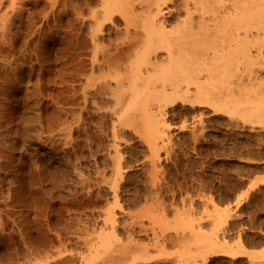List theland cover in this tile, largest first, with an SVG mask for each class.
I'll list each match as a JSON object with an SVG mask.
<instances>
[{
    "label": "rangeland",
    "instance_id": "374dc122",
    "mask_svg": "<svg viewBox=\"0 0 264 264\" xmlns=\"http://www.w3.org/2000/svg\"><path fill=\"white\" fill-rule=\"evenodd\" d=\"M181 1L169 7H181ZM92 2L4 0L0 7V264H68L65 255L69 264H89L84 257L102 251V238L95 235L111 211L120 237L107 236L109 246L98 257H118V248L129 243L126 236L133 230L135 241L149 248L137 250L139 260L133 264H264V48L258 51L249 44L227 52L217 47L216 54L223 53L227 63L220 67L224 61L219 54L217 70L212 66L215 60L206 67L221 74L196 77V85L207 87H201L204 96L149 97L150 92L144 94L148 97L138 96L142 100L134 96L140 102H132V95L116 94L117 80L100 78L97 83L100 71L90 67L97 42L107 49L103 55L116 58V48H126L123 40L135 36L134 29L126 31L115 9L119 13L114 10L111 22L95 33L99 28L91 12L97 6ZM247 4L244 15L264 14V0ZM137 9L144 14L145 9ZM171 18L168 29L173 30L176 19ZM234 30L230 37H245L243 30L239 35ZM250 34L247 41L257 37ZM186 51L199 56V51ZM187 59L181 69L192 65L191 57L186 63ZM103 66L101 72L109 70ZM121 67L112 66L118 68L116 74L124 73ZM97 72L93 90L94 82L86 84ZM159 73V80L153 77L159 85L178 78ZM103 80L104 91L98 87ZM194 81L187 83L192 90L198 87ZM151 83L148 86L158 85ZM207 85L214 95L207 93ZM122 103L126 107L121 108ZM119 111L127 114L122 113V120V115L116 116ZM117 156L123 164L122 179L114 168L119 165ZM109 178H116L118 189H109ZM120 223L132 225L123 228ZM87 232L98 241L89 239L93 235ZM111 257H106L110 264ZM101 264H106L105 257Z\"/></svg>",
    "mask_w": 264,
    "mask_h": 264
},
{
    "label": "bare ground",
    "instance_id": "6f19581e",
    "mask_svg": "<svg viewBox=\"0 0 264 264\" xmlns=\"http://www.w3.org/2000/svg\"><path fill=\"white\" fill-rule=\"evenodd\" d=\"M93 1L96 3L97 7H96V9L94 11L92 10L91 13H92V15L94 17V20L97 23V26H96V23H94L95 26L97 28H99V29L96 30V32L94 31L95 33H98V32L101 33L102 28H103L102 26H104L105 22L106 21H110L111 22V20L113 19L112 18L113 15L117 14V13H115V11L116 12L119 11L120 12V13L118 12L120 14L119 17L122 20L119 19V17H118V20L125 21L126 31H127L128 28L132 27L134 29L135 36L130 37L129 39L126 38L127 41H126V39L123 40V44L126 46V48L124 47L125 49L124 48L121 49L120 47L116 48L118 50L120 49V52H119V54L116 55L117 56L116 58H115V54L113 56L108 55L110 57H113L114 59H111L110 57H108L106 55V53H104V55L107 56V57H105L103 55V52H105L107 49H106V47L101 48V47H103V45H101V43H100L101 47L99 46V44H97L99 42L96 43V45H98V46L95 47V45H94L95 51L93 53L91 52L93 54V56H91V59L93 58V65L90 68L93 67L92 69L94 70V72L95 71H100L101 77H100V75H99V77H97L98 74H99L98 72H97V74H95V73L93 74L92 73L93 76L94 75H97V76H94V79L92 77V79L94 81L90 78L91 77L90 76L89 79H91L92 81L90 80V84L87 82L88 84H86V85H93L94 83H95V85H93L94 87L91 86V88H87L86 87V89H88V90L92 89V87H93V90L96 89L95 86L98 85V84L96 85V81H97L95 79L96 77H97V79L99 81V82L97 81V83H100V81L103 78L107 79L109 77L107 79V81L109 79H110V81H112L113 79L118 81V82H116L115 80H113V82H116V85H115V83H114V85L115 86L118 85V87H119V88L115 87V88H117L116 90L114 89L115 91L119 92V93L116 92L117 95L121 94L119 97H123L122 95L125 96V94H128V96L132 95V97H130V99L134 98V96H137L136 98H138V99L140 98L141 99V97H138V96L142 95L145 98V97H148V95L146 94V96H145L144 94L145 93L149 94L150 92L151 93L155 92L156 94L154 93L152 95L150 93L149 97L150 96H155V95L158 96V93L161 94V95L163 93V95L165 97L176 95V97H179V98L181 96H182V98H184L185 96L189 97V95H193V94L197 95L196 97H199L198 95H200V94H202V96H204L203 95L204 94V92H203L204 90L203 89L206 86L204 85L205 86L204 88L202 87V85L198 86V85L195 84L194 80H196L197 79L196 77H199L203 73L205 74V72L208 73L209 77L213 76L212 74L217 73V72H214V71L217 70L216 67L218 65H221L220 61L221 62L224 61L223 64L220 67L225 65L224 64L225 62L227 63V61L224 60L225 58L222 57L223 53H222V55L219 53L221 55V57L218 54L219 57L221 58V59L219 58L220 61L218 62L219 59L216 60V57L218 56L216 54L217 53V51H216L217 47L218 48L220 47L223 51L225 50L227 52H228V50L230 51V49H233V48H236V47H239V46L245 47V46H248L249 44L250 45L252 44V46H255L258 49V51L261 50L262 48H264V14L263 15H260V14L258 15V13H256V14H250L249 13L247 15H244L250 8V6L247 4L248 0H183V2L181 1L183 3L181 7L180 6L178 7V5L177 6L175 5V7L174 6H172V7L170 6L169 7V4H171V5L174 4V0H93ZM94 2H92V3H94ZM3 4H4V0H0V7H2L1 5H3ZM114 4H117L118 8H117V5L115 6ZM114 6L116 8L113 9ZM137 8L145 9V11H144L145 15L140 13L141 10H139ZM115 9H117V10L119 9V10L117 11ZM136 10H139V11H136ZM263 10H264V7H263ZM79 12H82V11H79ZM142 12H143V10H142ZM181 12L183 13V15L181 14ZM74 13H75V11H74ZM80 14H82V13H80ZM175 15H177V16H175ZM90 17L93 18L91 15H90ZM169 17L170 18L171 17L174 18V20L176 19V21L173 24V25H175V23H176V25L174 27L171 25L173 27V30L172 29H168V26L170 25L169 23L171 21ZM2 18L0 20H3ZM93 22H92V24H93ZM233 26L235 27L236 31L243 30L244 33H245V35H244V33H243V35L245 37L238 38L237 35H239V33H240V31H239L238 34L236 33L237 35L235 34L237 37L234 38V36H231V37H233L231 39L229 34L231 33V35H233V31H232L234 29ZM230 27H232L233 29L230 28ZM230 29H232V30H230ZM253 32H255L257 37H255L254 40L252 39L253 41H251V40L247 41V38L249 37V36H247V34L251 33L250 35H253L252 34ZM91 33H93V32H91ZM172 34H174V35H172ZM96 35L99 36L98 34H96ZM240 35H242V34H240ZM92 36H93V34H92ZM97 36H96V38L98 39ZM250 37H253V36H250ZM92 40H93V38H92ZM249 41H251V42H249ZM104 49H106V50L104 51ZM189 49L199 51V56H198V53L196 52V54L198 56V57H196L195 56L196 54L195 53L193 54V51H191V53L193 55L192 54H190V55L187 54L188 52L186 50H189ZM208 49H211L210 52L213 51V53L210 54ZM161 50L166 52L165 55H163V54L161 55V53H159V51H161ZM115 52L117 53L118 51L116 50ZM218 52H220V51H218ZM108 53L110 54V53H112V51H110ZM153 53H154V55H152ZM193 56H195L196 59H195V57L192 58ZM190 57H191V59H190ZM115 59H116V62H113V61H115ZM185 59H187L186 63L188 62L189 59L190 60H189L188 63L189 64L192 63L191 66L188 65L189 67L188 66L186 67V68H188V70L187 69L184 70L185 66H183V69H181L182 68L181 67L182 66L181 63H183V65H184ZM193 59H195V60H193ZM226 59L228 60V58H226ZM72 60H73V58H72ZM214 60L216 61V62H214L216 64L213 63ZM83 61H85V60H83ZM182 61H184V62H182ZM191 61H193V62H191ZM210 62H212V64H214L212 66H214V68H215V70H214V68H212V66H211V68L214 70L212 73H210V71H212V69L209 70L208 67H206V65L208 63H210ZM73 64L71 63V65H73ZM104 64H106V66L107 65L109 66V70H105V72H101L105 68L103 66ZM122 65L125 67L124 68L125 71L123 70V72H124L123 74L120 73V72H118V74H116V72L118 71V68H116V69L114 68L115 71L112 73V71L114 70L112 68V66L113 67L117 66V67L120 68ZM210 65H211V63H210ZM85 66H86V64H85ZM83 68L84 67H82V70H83ZM120 69H119V71H120ZM87 70L85 72H87ZM160 71L163 72V74L164 73L169 74V76H166V77H174V76H176L178 78L174 79V81L171 82L170 84H162V85L160 84L159 85L160 82L158 83V81H157L159 79H157L155 75L162 74V73H159ZM91 72H93V71L91 70ZM101 73L102 74L104 73V74L102 75ZM192 73L194 74V76H195V73L197 74L195 76V78H194V76H192ZM217 74H221V72L219 73V70H218ZM216 75H214V76H216ZM82 76H84V75H82ZM154 76L157 79L156 82L158 83V85H154V86L150 87L148 85H150V84L152 85L151 82H153V84H157L154 81L155 79L153 80ZM115 77H117V78H115ZM118 77H120V80L121 79L122 80L120 81L118 79ZM213 77L211 78V80L213 79ZM100 78H102V79L99 80ZM190 78H192V79H190ZM85 79L88 80V77H86ZM106 79H104V80H106ZM104 80H103V83L105 82ZM123 80H127V84H122ZM149 80H150V84H148ZM84 81H86V80H84ZM107 81H106V83H107ZM190 81H191V83H192V81H194L193 82L194 86L196 85L198 87L196 89L192 90L193 88H190L189 85H188V84H190ZM108 83H109V81H108ZM110 84H106V85L109 86ZM184 84H186V85H184ZM102 85L103 86H98V87L99 88L102 87V90H103V87L105 86V83L102 84ZM107 86L105 88H107ZM108 88H111V85ZM208 89L209 90L207 91V93L210 94V95H214V94H211L212 92L209 93V91H210V89H212V87L208 86ZM213 89L216 90L215 88H213ZM219 89H221V87ZM88 90H87V92H88ZM104 90H106V89H104ZM214 90H212V91H214ZM217 90H218V88H217ZM97 91L99 92V89ZM219 91L221 93V90H219ZM219 91H216V92L214 91V93L217 95V92H219ZM223 91L224 90H222V92ZM124 92H125V94H124ZM100 93L102 94L103 92H100ZM91 95H93V93ZM96 95H97V93H96ZM116 97H118V96H116ZM127 98H129V97H127ZM136 98L131 99V101L134 102V100ZM119 99H121V98H119ZM119 99L117 100V98H116V100H117L116 103H118V101H120ZM85 101H88V99H86ZM92 101H94V100H92ZM131 101H129L130 103L128 102L129 104L127 103L128 107L132 105ZM138 101L140 102V100H138ZM138 101H136V103ZM91 103H93V102H91ZM123 105H124L123 103H122V106L120 105L121 108L123 107ZM116 106H119V105L117 104ZM124 107H126V105H124ZM125 109H127V108H124L123 110L126 111ZM129 109H130V107L128 108L127 111H129ZM121 111H119L120 112V114L118 113L119 115L116 114L117 117L122 115V113H124V112L121 113ZM114 112L116 113L118 111H116L114 109ZM114 112H113V115L115 114ZM126 112L123 115L126 116L127 115ZM160 114L162 115L163 113H159V115ZM155 115L157 117H160V116H158V114H155ZM122 116H120V118L119 117L118 118L120 120H122L124 118V116L123 117ZM161 118L163 119V116L158 118V119L156 118V120L158 122H160L159 120ZM162 119H161V121H162ZM73 120L74 121H73L72 124H74V122H76L75 118ZM78 120H80V119H78ZM164 120L162 122L165 123ZM113 123H115V122H113ZM164 123H160V124L163 125ZM112 126H114V125H112ZM117 126L120 127L121 125H117ZM117 126H114L113 128L117 129ZM163 126H165V125H163ZM116 131H113V132L116 133ZM69 134H70V132H69ZM112 135H117V134H112ZM114 137H116V136H114ZM70 138H71V136H70ZM114 139H116V138H114ZM115 147L119 148V146H116V145H115ZM117 151H119V149ZM114 152H116V150ZM120 157L117 156V158H118L117 160L118 161H116V162H118L119 165H117V163H116L115 165L117 167L114 166V168H116L115 171H117L116 173H118V176L122 177V173L120 171L123 170V167L120 168V166L123 165V164L120 165V161H121V160L119 161V159H121ZM113 161H114V159H113ZM96 163L98 165V162H96ZM113 165H111V166H113ZM97 168H99V167H97ZM114 168L111 167V169H114ZM104 170H105V168H104ZM102 171H103V169H102ZM105 172L103 171L102 174H104ZM112 172H111V174H112ZM99 173H98V175H99ZM119 173H121V174H119ZM102 174H101V179H102L103 176H105V175H102ZM115 177H116V175H115ZM109 179L111 180V178H109ZM102 181H104V180H102ZM105 181L102 182V183H105V184L108 183L107 180H105ZM111 182H112V180H111ZM112 183L113 184H110V186H109L110 190L112 189L111 186L115 187V184L117 185L116 178H115L114 182H112ZM106 185H108V184H106ZM115 188H117V187H115ZM115 191H116V189H115ZM114 193H113V195L115 196L114 198H116L117 196ZM117 195H118V193H117ZM117 199H118V197H117ZM115 200L116 199H114V201ZM117 205H118V201H117ZM115 206H116V203H115ZM111 207L112 206H110V208ZM110 208H108L107 210L111 211ZM112 210H114V208ZM108 211H106L107 214H109ZM106 217L109 218L108 221H110V222L104 221V225L103 226H105V227H101L102 229L97 230L98 232L100 231L99 232L100 234L99 233L98 234H99V236L101 235L102 237H99V236L95 235L96 237H98V240L100 238L103 239V237H105V235H106V238H104L103 241H102V239L99 240L100 242H102L101 243V247H103V249H101L102 251L105 250L106 247L109 246V242H105V241H107V236H112L111 237L112 239L113 238L116 239L117 238L116 236L119 235L117 233V231H118L117 227H119L118 226L119 223H118L117 217L115 215V212L111 211L110 217L109 216H106ZM105 220H107V219H105ZM102 222L99 224V226L102 225ZM120 224H122V223H120ZM126 224H128V223H126ZM126 224H124V225H126ZM130 224H128L129 228H130ZM95 225L96 226L93 225L94 228L97 227V224H95ZM124 225L122 224L120 226L125 228ZM99 226H98V228H99ZM133 226H134V224H133ZM86 229L87 228H85V232L86 231H91V229L90 230L89 229L86 230ZM142 229H144V228H142ZM94 230L92 229L93 232H94ZM132 231L129 230L128 231L129 232V234H128L129 236L128 235L126 236V237H128V240H126V242L128 241L129 243H127V245H125V246L121 245L118 248L119 250H117V252L119 251V254L116 253V255H118V257L117 256H112V255H111L112 257L110 255L107 256L108 254L105 255V256H102L101 255L102 251L100 252V250H98L101 247L99 248L100 245L99 246L97 245L98 248H97V246H93V247L95 249H97L99 252L96 251L97 252L96 254H94L95 251H92V253L90 252V254L88 256L84 257L85 261L87 263H89V264H91V263L97 264V262L99 264V261H100V264H101L102 258L104 260V257H105V261H106V264H107V262H108L107 260L110 261V259H107L106 257H108V258L111 257L112 258L111 259V264H117V263L119 264L121 262L122 263H124V262L126 263L127 262L126 264H129V263L132 262V264H133V262H135L136 259L139 260L138 259L139 258L138 254H136V252L138 253L137 250L142 251V252H147V250L149 248L146 247L147 244H144V243L142 244L141 243L142 245H140V243H137L135 241V237L133 236L134 232H132ZM136 231H135V233H136ZM143 231H145V230H141L140 232L139 231L138 232L139 233H141V232L143 233ZM94 233H97V232H94ZM90 234L89 235L86 234V235L89 237ZM91 235H93L92 238L95 237L94 234H91ZM113 236H115V237H113ZM96 237H95V239H92V238L89 237V239H91L93 241H96V239H97ZM118 237H120V236H118ZM111 240H108V241H111ZM86 241L89 242V240H86ZM105 243L107 244V246H106ZM88 245H87V247H88ZM215 245H216V243H215ZM104 246H105V248H104ZM122 246H124V247L121 248ZM91 247H92V245H91ZM40 248H41V246H40ZM60 253L61 252H59V254ZM62 253H64V252H62ZM99 253H101L100 255L102 256V258H100L101 256L98 257ZM80 254L81 253H79V256H76V257H78V258L80 257L79 259L81 260ZM86 254H87V252H86ZM141 254L142 253L139 252V255H141ZM73 255H75V254H73ZM59 256H62V255H59ZM63 256H62L63 259H64V257H66V259H64L66 262L65 261L64 262L67 263V261H68V264H69V260H68L69 259V255L68 256L65 255L64 257ZM96 256L99 258V260H98V258L96 260ZM115 257H117V258H115ZM140 257L142 258V255ZM74 258L75 257H73L72 259L75 260ZM72 259H70V260L72 261ZM61 262H59V263L61 264ZM55 264H56V262H55ZM57 264H58V262H57ZM108 264H110V262H108Z\"/></svg>",
    "mask_w": 264,
    "mask_h": 264
}]
</instances>
